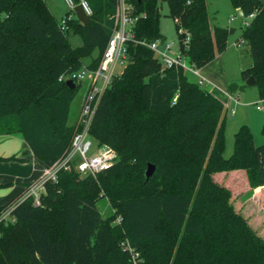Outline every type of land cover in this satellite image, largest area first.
Returning a JSON list of instances; mask_svg holds the SVG:
<instances>
[{
	"label": "trees",
	"instance_id": "trees-1",
	"mask_svg": "<svg viewBox=\"0 0 264 264\" xmlns=\"http://www.w3.org/2000/svg\"><path fill=\"white\" fill-rule=\"evenodd\" d=\"M85 1L88 23L66 11L61 29L45 0H0V133L20 132L43 167L61 159L74 131L67 118L77 84L69 88L58 74L95 67L113 30L117 0ZM160 1L126 0L136 17L127 61L91 115L88 134L98 145L110 144L116 160L94 177L70 163L43 182L38 204L19 199L29 183L1 204H13V220L0 221V264H264V232L233 210L228 190L211 177L244 170L264 209V143L254 145L251 129L241 124L232 154L223 155L225 103L181 67L162 66L146 44L165 40ZM164 1L178 48L193 66L226 49L228 30L210 21L206 0ZM231 1L243 15L253 13L241 26L251 57L241 77L252 75L264 100V0ZM69 31L81 45L68 44ZM92 50L96 55L83 64ZM142 162L155 167L147 180ZM100 191L120 224L101 215Z\"/></svg>",
	"mask_w": 264,
	"mask_h": 264
},
{
	"label": "rangeland",
	"instance_id": "rangeland-1",
	"mask_svg": "<svg viewBox=\"0 0 264 264\" xmlns=\"http://www.w3.org/2000/svg\"><path fill=\"white\" fill-rule=\"evenodd\" d=\"M206 3L210 21L228 30V40L227 48L203 66L207 65V69L210 72L209 80L215 85L222 86L223 88H227L230 82L237 85V92L235 94L238 96V102L228 100L220 91L218 92L219 94L217 93L218 95L214 94L226 106V118L223 130V155L229 156L234 150V132L241 124H246L251 129L254 145L264 143V134L261 132V126L264 120V100L259 98L257 86L253 84L245 85V79L241 77V69L248 67L251 63V57L245 42L239 45L235 44L236 41L242 40V22L239 17L240 9L234 7L231 0H206ZM45 4L55 20H60L66 11L69 12V15H72L64 0H45ZM159 9V29L165 35L166 41L173 43V48L175 49L179 45V40L177 38L175 24L168 13L169 10L164 0L160 1ZM231 14L234 15L232 20L229 19ZM231 27H235V30L229 33ZM66 39L72 47L82 44L81 37L77 32L71 33L69 31ZM96 53V50H92L90 55H95ZM88 58V56L82 57V62L85 63L88 61ZM186 75L189 80L196 81V77L191 72L186 71ZM203 87H206L208 90L211 89L207 84L203 85ZM84 90L85 84L78 85L75 89L74 97L69 104L70 108L67 122L72 126L75 124V119L85 92ZM256 105H261L262 109H256ZM232 108L235 109L233 114H231ZM89 138L97 144V140L94 137L89 135ZM140 167L144 169L145 163L142 162ZM95 175L96 173L91 176L94 177ZM211 177L218 185H222L228 190V202L233 207V210L241 213L251 227H254L259 232L260 230L264 232V209L260 203L262 202L261 197L263 195H260L258 190L250 189L244 170L239 168L226 171L220 170V172L213 173ZM95 201L102 216L112 224H120L121 217L119 216L117 208L104 194V191H100L97 194Z\"/></svg>",
	"mask_w": 264,
	"mask_h": 264
},
{
	"label": "built area",
	"instance_id": "built-area-1",
	"mask_svg": "<svg viewBox=\"0 0 264 264\" xmlns=\"http://www.w3.org/2000/svg\"><path fill=\"white\" fill-rule=\"evenodd\" d=\"M69 10L76 3L81 5L83 12L90 14V8L85 0H64ZM129 6L126 0H117L115 13L113 15L114 24L113 30L106 41L99 62L95 67H87L81 65L72 71L58 74L57 79H70L71 82L77 85L85 84V92L83 95L80 109L77 113L74 131L70 136L68 147L61 159L53 162L51 165L44 167L42 174L29 182L27 188L20 195L19 199L31 197V203L38 204V196L43 192V182L46 180L54 181L59 169L67 168L70 163L73 164L74 169L81 174L97 173L109 167L117 158L115 150L107 144L98 145L91 141L88 134L90 126V119L97 107L98 100L107 86L110 85L113 78L118 75L122 67L127 61L126 41L132 37V28L136 17L130 14ZM253 13L247 16L239 13L242 25H247ZM69 17V15H68ZM67 17V18H68ZM234 15H230V20ZM66 18L63 16L59 21V28H63V22ZM188 35L185 36L184 42H187ZM245 42L243 39L236 41L235 44ZM154 52V55L159 59L162 66L181 67L184 71H189L198 78L196 82L203 85L204 77L199 74L198 68L193 66L186 54H183L179 48L174 49L171 41L153 39L152 42L146 43ZM231 101H237V94H227ZM261 105H256V108H261ZM234 109H231V114ZM13 204H10L0 209V221H12L9 211ZM137 253H132L131 257L136 256Z\"/></svg>",
	"mask_w": 264,
	"mask_h": 264
},
{
	"label": "crops",
	"instance_id": "crops-1",
	"mask_svg": "<svg viewBox=\"0 0 264 264\" xmlns=\"http://www.w3.org/2000/svg\"><path fill=\"white\" fill-rule=\"evenodd\" d=\"M71 12L72 15H69V17H75L74 12L72 10ZM231 28L233 32L235 27ZM218 54L219 53H217L216 56ZM95 55H89L88 61L83 64H89L92 60L91 58ZM207 68V65L198 68L199 74L204 77L203 85H209L212 89L209 91L213 94L218 95L220 91L225 98L230 100L227 94H235L237 90L230 92L228 87L223 88L222 86L212 83L209 80L210 72ZM195 77L196 79L198 78L197 76ZM230 84H233V82H230ZM256 109L260 110L262 107ZM43 168L44 167L32 155L30 148L27 146L25 140H23L20 132L0 133V205L5 204L12 199L16 193L20 192L24 188L23 185L25 183H29L31 180L38 178L42 174Z\"/></svg>",
	"mask_w": 264,
	"mask_h": 264
},
{
	"label": "water",
	"instance_id": "water-1",
	"mask_svg": "<svg viewBox=\"0 0 264 264\" xmlns=\"http://www.w3.org/2000/svg\"><path fill=\"white\" fill-rule=\"evenodd\" d=\"M72 11L75 14V17L78 19V21L81 24H87L89 21V14H86L85 12H83L81 5L79 3H76L72 6ZM232 28L229 29V33L232 32ZM249 42H246V45H248ZM64 83L69 87L72 88L73 87V83L71 82L70 79H66L64 80ZM254 83V77L252 75H249V77L245 80V85H251ZM145 171H144V178L145 180H147L152 173L155 170V167L152 163L148 162L146 167H145Z\"/></svg>",
	"mask_w": 264,
	"mask_h": 264
}]
</instances>
